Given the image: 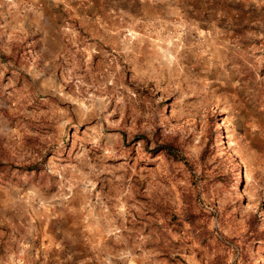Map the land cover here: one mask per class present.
Segmentation results:
<instances>
[{
  "label": "rangeland",
  "instance_id": "obj_1",
  "mask_svg": "<svg viewBox=\"0 0 264 264\" xmlns=\"http://www.w3.org/2000/svg\"><path fill=\"white\" fill-rule=\"evenodd\" d=\"M0 264H264V0H0Z\"/></svg>",
  "mask_w": 264,
  "mask_h": 264
}]
</instances>
